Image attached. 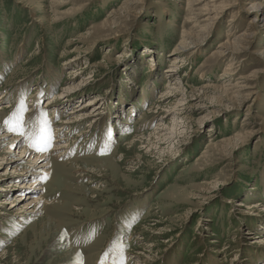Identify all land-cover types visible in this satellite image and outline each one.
I'll return each instance as SVG.
<instances>
[{
	"label": "rangeland",
	"instance_id": "obj_1",
	"mask_svg": "<svg viewBox=\"0 0 264 264\" xmlns=\"http://www.w3.org/2000/svg\"><path fill=\"white\" fill-rule=\"evenodd\" d=\"M255 2L0 0V264H264Z\"/></svg>",
	"mask_w": 264,
	"mask_h": 264
},
{
	"label": "bare ground",
	"instance_id": "obj_2",
	"mask_svg": "<svg viewBox=\"0 0 264 264\" xmlns=\"http://www.w3.org/2000/svg\"><path fill=\"white\" fill-rule=\"evenodd\" d=\"M262 7L263 6L260 3H256L255 2V3L252 4L251 8L253 9L252 11L255 13V16H254V20L255 21H258V20L259 21H264V15H262V11L261 10H258V8L259 9H262ZM179 47H180V49L184 50V49L188 48V43L187 44L186 43H182ZM178 59H179V57H175V59L172 61L173 62V66L172 67H174V65L176 66V64L180 63V61H178ZM170 71H172V70H170ZM77 73L78 72L75 71V69H73V70H71L69 72V75L70 76H73L74 74H77ZM62 103H64V101H62ZM93 103H94V101H92V100L91 101L84 102L79 107H77V109H75V111L74 110L71 111L68 114L69 116L67 118H63L62 119V122H61L60 126L57 128V130L63 131L62 129L64 127L70 125L72 123V120L73 119L77 118L78 116H81V112H83L87 107H89ZM60 106L61 105L59 104V108H60ZM2 109H4V108H1V110ZM10 136L11 135L8 132H6V133H4L1 136V139H4L5 137H10ZM61 137H62V135H57L55 137L54 142H53V146H54V148H53V151L54 152L53 153H55L54 155H50V151H49V153H44L43 155H40V154L36 153L37 150L36 151L28 150L26 147H24L22 149V151H21V154L22 155H21V162L20 163L25 162V161L26 162H29V163H32L33 164L32 170L36 171L35 173H37L38 176L45 177L46 174H48V172H49V169L47 167H50L53 164L51 158H55L56 160H59L62 157H65V155L67 154V153L65 154V152L68 149V146H67L68 143H65L64 142L65 138L63 139V137L62 138ZM54 162H55V160H54ZM14 170H16V169H14ZM21 183L22 184L19 185L18 187H21V186L24 187L23 186V183L24 182H21ZM9 185H10L9 183H6V185H4V186L5 187H8ZM15 185L16 184H14L13 186H15ZM31 185H33V184H31V183H29V184L26 183L25 184V186L28 189H32L33 188ZM33 194H34V192H33ZM32 197H23V198H21V195H16L15 200L20 199V201H24V203L22 204L23 208L26 209L27 211H32L33 207L37 203H39V201H38L39 198L38 197H33V198Z\"/></svg>",
	"mask_w": 264,
	"mask_h": 264
},
{
	"label": "snow or ice",
	"instance_id": "obj_3",
	"mask_svg": "<svg viewBox=\"0 0 264 264\" xmlns=\"http://www.w3.org/2000/svg\"><path fill=\"white\" fill-rule=\"evenodd\" d=\"M4 123L8 131L17 132L20 135H24V133L21 131V127H22L21 119L16 118L13 120H7ZM49 140L50 137L47 135L46 128H42L40 134L32 140L31 146L35 148V150L42 152L47 149Z\"/></svg>",
	"mask_w": 264,
	"mask_h": 264
}]
</instances>
